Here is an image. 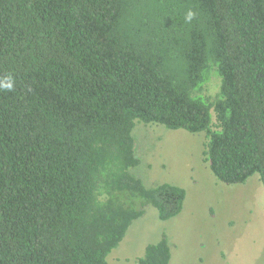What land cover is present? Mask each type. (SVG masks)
<instances>
[{
	"label": "trees",
	"instance_id": "1",
	"mask_svg": "<svg viewBox=\"0 0 264 264\" xmlns=\"http://www.w3.org/2000/svg\"><path fill=\"white\" fill-rule=\"evenodd\" d=\"M137 122L264 186V0H0V264H110L147 206L182 212L136 175ZM171 258L164 237L138 264Z\"/></svg>",
	"mask_w": 264,
	"mask_h": 264
},
{
	"label": "rangeland",
	"instance_id": "2",
	"mask_svg": "<svg viewBox=\"0 0 264 264\" xmlns=\"http://www.w3.org/2000/svg\"><path fill=\"white\" fill-rule=\"evenodd\" d=\"M215 78L208 87L219 89ZM142 160L136 175L146 186L183 188L182 212L168 221L152 206L108 256L110 264H138L149 245L166 237L170 264H264V186L258 175L243 185L220 182L204 161L205 134L139 122L134 130Z\"/></svg>",
	"mask_w": 264,
	"mask_h": 264
},
{
	"label": "clouds",
	"instance_id": "3",
	"mask_svg": "<svg viewBox=\"0 0 264 264\" xmlns=\"http://www.w3.org/2000/svg\"><path fill=\"white\" fill-rule=\"evenodd\" d=\"M194 17V13L193 12H189L186 16V20L191 21ZM13 86V81L12 78L9 76L4 84V87L11 90Z\"/></svg>",
	"mask_w": 264,
	"mask_h": 264
}]
</instances>
